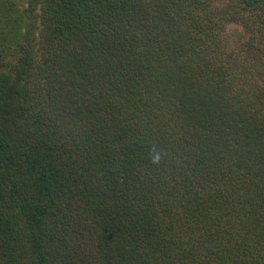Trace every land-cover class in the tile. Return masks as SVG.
Instances as JSON below:
<instances>
[{
    "label": "trees",
    "instance_id": "1",
    "mask_svg": "<svg viewBox=\"0 0 264 264\" xmlns=\"http://www.w3.org/2000/svg\"><path fill=\"white\" fill-rule=\"evenodd\" d=\"M0 264H264V0H0Z\"/></svg>",
    "mask_w": 264,
    "mask_h": 264
},
{
    "label": "rangeland",
    "instance_id": "2",
    "mask_svg": "<svg viewBox=\"0 0 264 264\" xmlns=\"http://www.w3.org/2000/svg\"><path fill=\"white\" fill-rule=\"evenodd\" d=\"M228 27H229L228 31L231 39L236 40L241 31V26L230 23Z\"/></svg>",
    "mask_w": 264,
    "mask_h": 264
}]
</instances>
